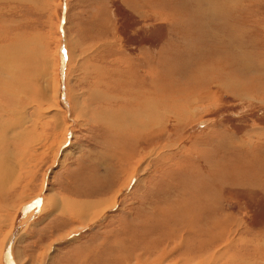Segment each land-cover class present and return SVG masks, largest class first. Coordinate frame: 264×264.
<instances>
[{
  "label": "rangeland",
  "instance_id": "obj_1",
  "mask_svg": "<svg viewBox=\"0 0 264 264\" xmlns=\"http://www.w3.org/2000/svg\"><path fill=\"white\" fill-rule=\"evenodd\" d=\"M10 44L0 264H264V0H0Z\"/></svg>",
  "mask_w": 264,
  "mask_h": 264
},
{
  "label": "bare ground",
  "instance_id": "obj_2",
  "mask_svg": "<svg viewBox=\"0 0 264 264\" xmlns=\"http://www.w3.org/2000/svg\"><path fill=\"white\" fill-rule=\"evenodd\" d=\"M12 44H10L9 46L8 45H6V46H4L3 45V47L1 48L0 47V69H1V72H3L5 75H7V77H0L1 79H0V91L1 92H3L6 96H7V100H8V102H9V104L10 105H13V107L15 106V105H18V104H21L22 103V101H21V98H22V96H24L26 93H27V91L28 90H26L25 89V86H26V84L25 83H27V81L26 82H24V80H23V78L21 79V80H19L18 78V75H17V70L15 69V68H13L12 67V64L13 63H15L17 60H18V56H17V53L15 52V51H12ZM47 73V72H46ZM45 73V74H46ZM4 76V75H3ZM37 79V78H36ZM53 81V80H52ZM58 81V85L56 84V89H54V88H52V94H53V98L51 97V99H53V105H57V109H56V111H57V113L54 115V116H56V117H60L62 114H61V112H63V113H66L65 112V110H63V108H62V106H61V104H60V96H59V92H60V83H59V80L57 79L56 80V82ZM48 85H50V84H48ZM42 86V85H41ZM43 86H45V85H43ZM49 88V90H50V87L51 86H48ZM143 88H141V90H142ZM55 90V91H54ZM31 93V92H30ZM42 93V92H41ZM51 93V92H50ZM136 93V92H135ZM134 93V94H135ZM28 94V93H27ZM139 94V93H138ZM31 95V94H30ZM143 96L141 97V99H139V100H137V101H139L138 102V104H137V106L136 107H138L140 110H139V112H137L138 114H140L139 116L142 118V120L143 121H145V118H146V120H148V121H146V124H147V126H148V124L149 123H152L151 121H149V119H151L152 120V118H153V116L155 117V118H157V116H158V110H157V108H156V106H155V104H158L160 101H158V99H157V101H155L154 99H151V97H147V96H145V94H142ZM43 96V95H42ZM140 96V95H139ZM137 97L138 96H136L135 98L137 99ZM50 99V98H49ZM69 100V99H68ZM130 102H135V101H130ZM132 104H134V103H132ZM52 105V104H51ZM72 105V104H71ZM74 105V106H73ZM72 105V109H73V112L74 111H76L75 109H76V103L74 102V104ZM125 106V105H124ZM20 107V106H19ZM124 108V107H123ZM137 109V108H136ZM6 110V109H5ZM115 110V109H114ZM0 111H1V113H4L5 111H3L1 108H0ZM120 111V110H119ZM121 111H122V109H121ZM129 112V111H128ZM132 112V111H131ZM131 112H130V114H131ZM135 112V111H134ZM0 113V114H1ZM20 113V112H19ZM19 113H17V111L15 110V108H10V110H7V116H9V118L7 119V125H10L12 128H17V127H19L20 128V126H22V124H23V118H22V116L21 115H19ZM80 113H83V111L81 110V112ZM115 113H116V111H115ZM61 114V115H60ZM99 114H101V113H99ZM106 114V113H105ZM127 114V113H126ZM4 115V114H3ZM143 115V116H142ZM120 116V115H119ZM123 116H125L124 114H123ZM133 116V115H132ZM149 116V117H148ZM37 117H39V116H37ZM118 117V116H117ZM129 117V116H128ZM127 118V117H126ZM125 118V119H126ZM132 118V117H131ZM102 119H105V118H102ZM102 119H100V120H102ZM122 119H124V118H122ZM135 119V118H134ZM137 119H139V118H137ZM154 119V118H153ZM130 120V119H129ZM154 120H156V119H154ZM5 121H6V119H5ZM122 121V120H121ZM136 121V120H135ZM134 120L132 121V122H135ZM139 121V120H138ZM63 122V121H62ZM116 123H118V122H116ZM121 123V122H120ZM136 123V125H137V123L138 122H135ZM141 123V122H140ZM139 124V123H138ZM142 124V123H141ZM144 125V124H143ZM1 126V125H0ZM134 126V125H133ZM142 126V125H141ZM135 127V126H134ZM144 127V126H143ZM149 127V126H148ZM130 128H131V126H130ZM117 129V128H116ZM4 130H6V128L4 127ZM129 130V129H128ZM10 131V130H9ZM0 141H2V139L0 140ZM3 142H4V140H3ZM2 143V142H1ZM66 143V140H63V141H61L60 142V145L59 146H62L63 144H65ZM4 145V144H3ZM38 145V144H37ZM45 146V145H44ZM3 147V146H2ZM7 147V146H6ZM28 147H29V145H28ZM27 147V148H28ZM32 147V146H31ZM6 149H8V148H6ZM5 149V150H6ZM29 149V148H28ZM28 149H26V150H28ZM25 153V152H24ZM0 154H1V152H0ZM26 155H27V153H26ZM25 156V155H24ZM29 156H30V154H29ZM1 157V156H0ZM4 157V156H3ZM8 159V158H7ZM33 159H34V157H33ZM4 161H6L5 160V158H4ZM30 162H31V160H30ZM25 163V162H24ZM5 164H7L6 162H5ZM3 166H4V164H3ZM15 166V165H14ZM13 167V166H12ZM1 168V167H0ZM5 168L6 167H4V171H5ZM13 169V174L12 175H14L15 174V172H16V170H15V172H14V168H12ZM1 170V169H0ZM7 171H8V169H7ZM3 172V171H2ZM2 176V175H1ZM3 177L5 178V176H4V174H3ZM2 177V178H3ZM2 178H0V182H1V184L3 185V187L4 186H7L8 185V181L10 180L8 177H6L5 179L6 180H4V181H6L5 183L2 181ZM19 179H20V177H19ZM132 179V178H131ZM130 179V180H131ZM130 182V181H129ZM50 198V197H49ZM55 200V199H54ZM49 201L50 200H44L43 199V202H42V204H38V202L36 203V205L38 204L39 205V207L40 208H38L39 210H43L44 208H45V206H46V204L48 203L49 204V206L51 205L50 203H49ZM116 205V202L115 201H113L111 204H110V206H108V208L105 210V211H103V212H101L100 214L98 213V212H93V213H91V214H93L94 216H92L91 217V219H94V217L96 216V214H97V216L99 217L100 215H102L104 212H106L107 210H110V209H112V207L114 208V206ZM55 206H57V205H55ZM35 207V206H34ZM33 207V208H34ZM88 207V206H87ZM36 208H37V206H36ZM63 208V207H62ZM81 217H83V215H80ZM85 216V215H84ZM96 216V217H97ZM84 218L85 217H83V219L82 220H84ZM1 220V219H0ZM92 221H94V220H91V222ZM3 251V250H2ZM2 253V252H1ZM2 256V255H1ZM201 256V255H200ZM204 258H205V256H204ZM1 259V258H0ZM206 260V259H205ZM201 261V260H200ZM206 262H207V260H206ZM2 263V262H1ZM8 263V262H7Z\"/></svg>",
  "mask_w": 264,
  "mask_h": 264
}]
</instances>
